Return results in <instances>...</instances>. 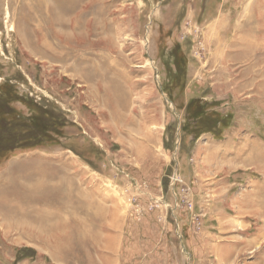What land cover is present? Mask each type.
<instances>
[{
    "label": "rangeland",
    "instance_id": "374dc122",
    "mask_svg": "<svg viewBox=\"0 0 264 264\" xmlns=\"http://www.w3.org/2000/svg\"><path fill=\"white\" fill-rule=\"evenodd\" d=\"M4 89L0 264H264V0H0Z\"/></svg>",
    "mask_w": 264,
    "mask_h": 264
},
{
    "label": "trees",
    "instance_id": "16d2710c",
    "mask_svg": "<svg viewBox=\"0 0 264 264\" xmlns=\"http://www.w3.org/2000/svg\"><path fill=\"white\" fill-rule=\"evenodd\" d=\"M10 95L11 94L8 89L0 91V152L12 151L18 148L21 144L27 145L28 143L24 142H28V140H30V138L32 137V130H30L29 128L24 130L22 129L24 128L23 125L25 124V122L19 120L12 121V119L14 118L8 119L7 116L13 114V111L8 106V97ZM197 113L201 112L197 111ZM204 116L209 118V116L213 117V114L209 113ZM23 120L25 119L23 118ZM41 120L44 126H47L49 124V121H45L44 118H42ZM16 125H20V127Z\"/></svg>",
    "mask_w": 264,
    "mask_h": 264
},
{
    "label": "crops",
    "instance_id": "0c3cea01",
    "mask_svg": "<svg viewBox=\"0 0 264 264\" xmlns=\"http://www.w3.org/2000/svg\"><path fill=\"white\" fill-rule=\"evenodd\" d=\"M216 13V12H215ZM216 15H218V14H216Z\"/></svg>",
    "mask_w": 264,
    "mask_h": 264
},
{
    "label": "bare ground",
    "instance_id": "6f19581e",
    "mask_svg": "<svg viewBox=\"0 0 264 264\" xmlns=\"http://www.w3.org/2000/svg\"><path fill=\"white\" fill-rule=\"evenodd\" d=\"M30 176V175H29Z\"/></svg>",
    "mask_w": 264,
    "mask_h": 264
}]
</instances>
